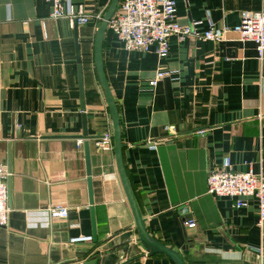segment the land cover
<instances>
[{"label": "crops", "instance_id": "0c3cea01", "mask_svg": "<svg viewBox=\"0 0 264 264\" xmlns=\"http://www.w3.org/2000/svg\"><path fill=\"white\" fill-rule=\"evenodd\" d=\"M174 1L179 23H198V32L208 22L232 28L244 13L264 14V0ZM110 2L68 5L103 17ZM49 14L40 0H0V164L11 173L0 264H175L149 255L138 241L114 151L94 147L103 133L112 135L93 63L100 21L79 25ZM103 67L119 115L124 168L148 233L186 264H264L256 200L238 209L232 199L207 194L208 172L224 156L235 172L264 177V54L259 58L254 42L229 32L220 43L172 36L161 59L125 50L107 29ZM159 70L167 74L153 88ZM86 140L96 241L71 243L92 237ZM186 203L197 221L192 231L179 213ZM51 205L66 207L67 218H49Z\"/></svg>", "mask_w": 264, "mask_h": 264}, {"label": "built area", "instance_id": "2783aa9c", "mask_svg": "<svg viewBox=\"0 0 264 264\" xmlns=\"http://www.w3.org/2000/svg\"><path fill=\"white\" fill-rule=\"evenodd\" d=\"M50 6V18H67L79 25L90 21L99 22L102 11L92 15H85L81 9L76 11L69 7L70 0H40ZM196 24L181 25L176 18V3L174 0H119L115 15L108 22L107 29L115 34L127 51H153L159 58L168 55L169 39L177 36L179 39L192 38L213 43L223 41L229 32L237 34L241 40H250L255 43L259 58L264 54V14L260 12L244 13L240 23L232 28L217 27L208 22L202 32H198ZM162 70L155 74L150 86L155 88L166 76ZM201 133V132H199ZM82 140L77 141L80 147ZM94 147L99 152H110L113 149V140L110 132L103 133L94 140ZM11 173L0 164V228L8 222L10 208L8 206V180ZM207 194L213 197H225L234 201L233 207L247 206V198L257 202L258 226L264 233V177L256 175L252 170L235 172L230 159L224 156L218 166L211 168L207 177ZM183 226L187 231L197 227L194 212L189 203L179 207ZM47 215L51 219H66L68 210L62 205H51L47 208ZM92 237H77L71 243L91 242ZM261 256V249H258Z\"/></svg>", "mask_w": 264, "mask_h": 264}, {"label": "water", "instance_id": "95a60500", "mask_svg": "<svg viewBox=\"0 0 264 264\" xmlns=\"http://www.w3.org/2000/svg\"><path fill=\"white\" fill-rule=\"evenodd\" d=\"M119 0H111L108 8L106 9L101 21L98 24L97 31L93 41V63L95 67V72L97 75V79L99 85L103 91L104 98L107 104V108L109 111V115L111 118L112 125V140H113V151L115 157V164L117 168V172L120 177V181L122 183L128 204L130 206L134 223L138 233V241L144 247V249L148 252L149 255H163L171 259L175 264H186L180 254L175 250L165 246L160 241L156 240L152 237L145 228V221L141 216L139 208L136 204V200L134 194L132 192L124 164H123V144L121 139V129H120V120L116 107V103L113 99L110 87L108 85L104 67H103V40L104 35L107 31L108 22L115 15ZM74 27L76 24L74 23ZM75 39V51H76V69H77V82H78V91H79V99H80V110L84 112V93H83V81H82V65L79 57V46L77 41V32L75 30L74 34ZM82 138H87L86 131V117L82 113ZM83 153H84V162H85V170L88 184V198L90 205V217L92 224V238L93 241H96V227L94 220V208H93V193H92V176H91V167H90V149L89 142L86 140L83 143Z\"/></svg>", "mask_w": 264, "mask_h": 264}]
</instances>
